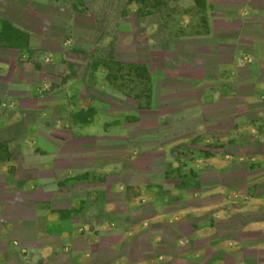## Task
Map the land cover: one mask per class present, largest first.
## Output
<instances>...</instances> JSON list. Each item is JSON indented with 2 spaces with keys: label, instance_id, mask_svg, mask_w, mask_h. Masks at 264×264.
<instances>
[{
  "label": "crops",
  "instance_id": "0c3cea01",
  "mask_svg": "<svg viewBox=\"0 0 264 264\" xmlns=\"http://www.w3.org/2000/svg\"><path fill=\"white\" fill-rule=\"evenodd\" d=\"M192 4L113 79L67 3L0 0V264H264V0Z\"/></svg>",
  "mask_w": 264,
  "mask_h": 264
},
{
  "label": "rangeland",
  "instance_id": "374dc122",
  "mask_svg": "<svg viewBox=\"0 0 264 264\" xmlns=\"http://www.w3.org/2000/svg\"><path fill=\"white\" fill-rule=\"evenodd\" d=\"M4 1L10 2V0ZM62 2L67 3L70 6L69 13L79 19L76 33L85 41L86 48L92 51L89 56L93 60L91 64L99 63L102 59L107 60L115 71L111 72V76H117V71H120L108 57L111 50L112 54L116 55L115 51L120 38L127 37L133 31L142 34L149 28H153L156 29L158 39L163 33L178 31L176 28L178 23L175 21L182 20L186 11L195 16L198 15V10L192 4L193 0H62ZM61 10L58 9L57 19L63 23L67 11ZM82 18L87 20L86 23ZM64 41L67 45L74 43V39L70 36H66ZM129 43H124L123 39L120 41L119 51L122 55L119 54L120 57L132 59L134 53H137L136 49L143 50L146 47L143 41ZM73 60L79 64L86 61L78 57H74ZM231 196L239 203L240 191L237 190Z\"/></svg>",
  "mask_w": 264,
  "mask_h": 264
},
{
  "label": "trees",
  "instance_id": "16d2710c",
  "mask_svg": "<svg viewBox=\"0 0 264 264\" xmlns=\"http://www.w3.org/2000/svg\"><path fill=\"white\" fill-rule=\"evenodd\" d=\"M111 62H113V63H115L116 65H118V63H120V62H118L116 59H114V58H112L111 60H110ZM108 66H109V69H110V72H113L114 70H113V67H111V65L110 64H108ZM115 72V71H114ZM112 73H110V75H111ZM111 77V76H110ZM114 78L113 79H117V76L115 75V76H113Z\"/></svg>",
  "mask_w": 264,
  "mask_h": 264
}]
</instances>
